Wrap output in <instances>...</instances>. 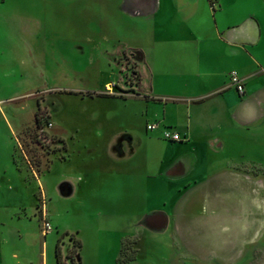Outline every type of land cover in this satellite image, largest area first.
<instances>
[{
    "label": "rangeland",
    "instance_id": "rangeland-1",
    "mask_svg": "<svg viewBox=\"0 0 264 264\" xmlns=\"http://www.w3.org/2000/svg\"><path fill=\"white\" fill-rule=\"evenodd\" d=\"M123 1L0 0V264H58V245L67 264H264V128L226 133L211 156L234 179H159L137 139L185 107L150 102L144 22Z\"/></svg>",
    "mask_w": 264,
    "mask_h": 264
},
{
    "label": "crops",
    "instance_id": "crops-1",
    "mask_svg": "<svg viewBox=\"0 0 264 264\" xmlns=\"http://www.w3.org/2000/svg\"><path fill=\"white\" fill-rule=\"evenodd\" d=\"M122 11L139 12L144 22L139 35L145 44L139 43L135 56L142 81L141 66L148 64L150 102L164 112L169 102L185 107L184 123L156 114L150 124H159L154 130L159 135H150L146 127V136L137 139L139 150L152 156L158 178L179 191L200 187L204 177L218 184L226 173L234 179L237 169H216L211 156L225 149L226 133L264 128V0H124ZM234 71L245 82L244 96L231 87ZM162 78L175 88L173 99L154 93L153 82ZM165 128L178 131L183 140L163 139ZM64 185L62 195L70 196L72 187ZM142 222L146 226L145 218L138 221V233L144 232ZM151 222L152 228L160 223Z\"/></svg>",
    "mask_w": 264,
    "mask_h": 264
},
{
    "label": "built area",
    "instance_id": "built-area-1",
    "mask_svg": "<svg viewBox=\"0 0 264 264\" xmlns=\"http://www.w3.org/2000/svg\"><path fill=\"white\" fill-rule=\"evenodd\" d=\"M211 1L215 2L217 0H211ZM135 15H139V12H135ZM230 84H231V87L234 88L240 96H244L246 94L245 82L240 77L238 72L234 71L231 73ZM113 88H114V86L112 84H109V86H107V89H109L110 92H112ZM158 128H159L158 123L147 125L148 131H154ZM163 137L165 140L170 141V142H180L183 140L181 134L178 131L171 129V128H165L164 129ZM51 231H52V225L48 221H46V223L44 224V228H43L44 235H47Z\"/></svg>",
    "mask_w": 264,
    "mask_h": 264
},
{
    "label": "trees",
    "instance_id": "trees-1",
    "mask_svg": "<svg viewBox=\"0 0 264 264\" xmlns=\"http://www.w3.org/2000/svg\"><path fill=\"white\" fill-rule=\"evenodd\" d=\"M36 121H38L37 122V126H38V124H40L38 116H36ZM56 256H57V263L58 264H67L66 260H64V258H63L62 251H61V248L59 245L57 247ZM121 256H122V252H121ZM70 258H71L72 263L75 264L76 261H75V254L74 253L72 254V256ZM80 262H81V259H80Z\"/></svg>",
    "mask_w": 264,
    "mask_h": 264
}]
</instances>
